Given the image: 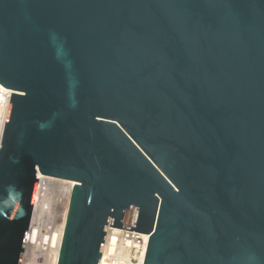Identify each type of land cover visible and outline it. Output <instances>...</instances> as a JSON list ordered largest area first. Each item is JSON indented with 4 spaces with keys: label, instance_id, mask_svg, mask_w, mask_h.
Masks as SVG:
<instances>
[{
    "label": "water",
    "instance_id": "1",
    "mask_svg": "<svg viewBox=\"0 0 264 264\" xmlns=\"http://www.w3.org/2000/svg\"><path fill=\"white\" fill-rule=\"evenodd\" d=\"M0 264L37 174L73 181L56 264L107 225L143 264H264V0H0Z\"/></svg>",
    "mask_w": 264,
    "mask_h": 264
},
{
    "label": "bare ground",
    "instance_id": "2",
    "mask_svg": "<svg viewBox=\"0 0 264 264\" xmlns=\"http://www.w3.org/2000/svg\"><path fill=\"white\" fill-rule=\"evenodd\" d=\"M37 178L38 180L34 194V203L29 219L30 229L24 242V251L21 264H32V261H30L31 255L35 252L36 249H38L39 247L41 248V246L43 245L42 239L44 237L42 238L41 231L42 227H44V220H46L45 215L47 214H50L53 220L55 219V225H52L51 231L46 238L44 246L45 249H47V255H50H48V257H50L49 261L47 258L48 264H56L60 237L67 212L69 193L74 182L52 178L49 176L46 177L44 175H41L40 173L37 174ZM51 187L53 189H50ZM45 194H50L51 197L49 196V199H44ZM40 242H42V244ZM26 259H28L29 261H27Z\"/></svg>",
    "mask_w": 264,
    "mask_h": 264
},
{
    "label": "built area",
    "instance_id": "3",
    "mask_svg": "<svg viewBox=\"0 0 264 264\" xmlns=\"http://www.w3.org/2000/svg\"><path fill=\"white\" fill-rule=\"evenodd\" d=\"M11 92L12 90L0 84V145ZM48 225L46 238L51 231L52 225H55V222L54 224L49 223ZM148 238L149 234L123 228L111 227L108 224L105 230L98 264H143Z\"/></svg>",
    "mask_w": 264,
    "mask_h": 264
},
{
    "label": "rangeland",
    "instance_id": "4",
    "mask_svg": "<svg viewBox=\"0 0 264 264\" xmlns=\"http://www.w3.org/2000/svg\"><path fill=\"white\" fill-rule=\"evenodd\" d=\"M45 176V175H44ZM46 177H48V176H46ZM52 178H54V177H52ZM68 181V180H67ZM50 189H53L52 187L50 188ZM51 194V193H50ZM48 195V194H45L44 195V199H49L50 197H51V195ZM50 196V197H49ZM39 200H40V198H39ZM47 201V200H46ZM52 211V210H51ZM49 216V217H48ZM45 217H46V220H44L45 222H44V227H42V231H41V235H42V242H45V239H46V236L45 235H47V228H48V224L49 223H51L52 221V223L54 224V222H55V219L53 220V218H52V216L50 215V214H47V215H45ZM50 220V221H49ZM45 223H46V225H48V226H46L45 225ZM44 228V229H43ZM42 242H40L41 244H42ZM42 249V250H41ZM46 252V253H45ZM45 254H46V256H45ZM49 255V254H48ZM48 255H47V249H45V246H44V243H43V245L41 246V248L39 247L38 249H36L35 250V252L31 255V257H30V261H32L31 263L32 264H48V261H49V258L50 257H48ZM50 256V255H49ZM35 258H36V260H35ZM39 258H40V260H39ZM47 258H48V261H47ZM45 259V260H44ZM27 261H29L28 259H26ZM38 260V261H37ZM34 261H36V262H34ZM47 261V262H46Z\"/></svg>",
    "mask_w": 264,
    "mask_h": 264
}]
</instances>
